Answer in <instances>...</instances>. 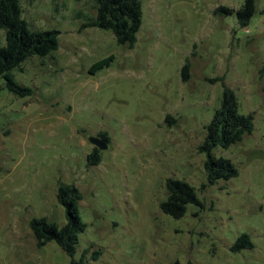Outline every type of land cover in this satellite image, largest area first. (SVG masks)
I'll use <instances>...</instances> for the list:
<instances>
[{"label": "rangeland", "instance_id": "rangeland-1", "mask_svg": "<svg viewBox=\"0 0 264 264\" xmlns=\"http://www.w3.org/2000/svg\"><path fill=\"white\" fill-rule=\"evenodd\" d=\"M19 1L30 30L59 35L55 51L12 72L30 96L12 95L0 80V264H69L55 243L38 248L29 229L34 218L65 223L59 183L82 195L86 229L74 260L87 250L89 264H264V0L244 28L234 15L213 13L237 11L245 0H140L131 49L110 31L82 28L95 16L93 0ZM107 57L108 66L89 73ZM222 83L239 112L253 115L254 129L213 150L238 176L210 186L197 149ZM167 115L177 123L166 124ZM99 133L108 148L88 166V138ZM167 179L193 187L201 205H188L180 219L163 214ZM241 234L253 248L232 252Z\"/></svg>", "mask_w": 264, "mask_h": 264}, {"label": "trees", "instance_id": "trees-1", "mask_svg": "<svg viewBox=\"0 0 264 264\" xmlns=\"http://www.w3.org/2000/svg\"><path fill=\"white\" fill-rule=\"evenodd\" d=\"M95 3V16L89 17L82 28H98L110 31L116 43L129 49L136 43V34L142 23V6L140 0H93ZM256 0H245L237 10L218 7L214 15L222 14L235 16L241 28L248 25L256 12ZM0 31L4 32L5 44L0 47V80L4 88L14 96L25 97L32 94V90L17 84L13 77V70L21 68L22 63L31 57H45L58 46V31H32L22 18L19 0H0ZM112 57L101 59L89 68V73L94 74L99 69L108 66ZM264 78V64L258 71ZM182 82L190 78V64L186 60L180 70ZM221 79L210 80L211 83ZM222 85L220 106L215 110L209 124L206 126L204 142L198 147L197 152L203 154L205 161L203 169L208 185L215 184L218 180H230L238 176L236 167L224 158H214L212 152L219 147L227 149L240 143L245 136L253 132V115H243L239 112L238 100L234 92ZM165 123L176 124V119L167 115ZM98 137L109 142L106 133H99ZM100 162V152L93 149L87 157V165L95 166ZM166 199L159 204L161 212L173 219H180L190 204L200 206L195 189L184 181L167 179L165 181ZM82 195L73 185L59 183L56 191V200L64 209L65 223L59 226L49 222L46 218H34L29 222V229L35 238L38 248L48 243H55L62 253L70 258L69 264H89L86 259L87 250L83 251L78 260L73 257L79 235L86 225L81 219L79 202ZM253 248L250 236L241 234L231 247L232 252H240ZM91 260H97V253L91 255Z\"/></svg>", "mask_w": 264, "mask_h": 264}, {"label": "water", "instance_id": "water-1", "mask_svg": "<svg viewBox=\"0 0 264 264\" xmlns=\"http://www.w3.org/2000/svg\"><path fill=\"white\" fill-rule=\"evenodd\" d=\"M88 142L97 150L104 151L108 148V143L106 140L96 136V137H89Z\"/></svg>", "mask_w": 264, "mask_h": 264}]
</instances>
